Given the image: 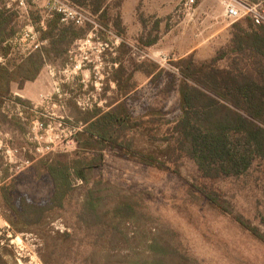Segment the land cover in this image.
Returning a JSON list of instances; mask_svg holds the SVG:
<instances>
[{
  "label": "rangeland",
  "instance_id": "374dc122",
  "mask_svg": "<svg viewBox=\"0 0 264 264\" xmlns=\"http://www.w3.org/2000/svg\"><path fill=\"white\" fill-rule=\"evenodd\" d=\"M124 1L108 0V14L104 18L80 7L98 27L94 29L92 24L76 27L82 30L81 38L73 43L65 61L47 65L57 70L80 66L73 76L62 77L61 89L67 93L63 96L66 105L63 113L69 118L68 125L83 128L84 115L97 109L108 111L121 102L131 117L130 123L136 125L126 132L124 141L132 143L133 148L143 154L165 162L176 173L144 165L117 148H108L103 152V162L95 170L94 179L141 195L147 213L156 219L152 253L156 257H169L167 264H264V245L242 230L233 218L212 208L196 190L205 187L215 191L229 202L234 215L264 232V159L254 161L252 167L238 177L206 178L198 171L195 158L188 151L180 153L168 149L169 143H175L172 129L182 114L181 76L176 63L189 56L201 63L210 61L220 49L227 52L233 24L226 20L218 0H197L196 16L190 21L175 11L163 18L145 15L141 1L137 7L140 33L129 35L122 16ZM8 3L9 0H0L1 7L14 8L8 7ZM42 5L28 1L29 18L38 39L37 28L45 30L41 22L45 24L53 17L47 16ZM117 17L121 21L120 31L115 27ZM132 21L130 18L129 23ZM25 23L22 17H13L9 23L8 36L13 40L8 59L21 61L29 51L35 50L33 43L20 40ZM209 23L226 26V29L206 41L210 35ZM169 30L171 34L159 40ZM140 37L143 41L154 37L158 41L142 46L138 43ZM117 38V46L112 45ZM99 42H106L108 47L101 50ZM250 56L227 52L216 66L229 69L238 66L245 74L260 76L259 70L264 72V59ZM3 62L5 60L0 58V63ZM120 64L125 72L121 89L113 81ZM47 65L37 77L38 87L26 82L24 92L14 84L11 95L0 105L7 121L15 119L24 127L21 132L0 121V264H92L91 252L97 250L89 245L88 230L77 218L88 185L73 179L72 191L62 209L40 212L32 207L49 201L54 191L43 161L53 160L58 155H72L77 150L76 146L74 150L54 152L44 158L35 155V143L29 136L30 122L33 119L45 124L51 121L40 104L37 110L32 109V105L40 102L41 94L52 91ZM128 75L130 80L125 82ZM15 98L30 103V109H22V117L17 115ZM76 100L87 103L86 108L81 110ZM100 101L102 106L98 105ZM9 148L17 150L18 158L30 163L25 162L21 170H17L6 154ZM176 160L177 166L172 162ZM159 225L173 231L174 239L162 236L158 232ZM128 252L127 249L121 251L122 254Z\"/></svg>",
  "mask_w": 264,
  "mask_h": 264
},
{
  "label": "trees",
  "instance_id": "16d2710c",
  "mask_svg": "<svg viewBox=\"0 0 264 264\" xmlns=\"http://www.w3.org/2000/svg\"><path fill=\"white\" fill-rule=\"evenodd\" d=\"M68 1L100 14L101 18L108 14V0ZM13 17H20L15 8L0 6V58L5 60L0 63V105L11 95L14 84L23 89L26 82L37 79L45 65L64 62L73 43L81 38L82 30L72 24H62L59 15L53 14L46 20L45 30L37 28L42 44L21 61L8 59L13 40L8 36V26ZM37 19L40 20L38 12ZM120 23L117 17L115 27L119 31ZM231 36L229 54L264 59V23L252 18L238 20L232 25ZM157 41L155 37L148 41H143L142 37L138 39L140 45L147 47ZM227 52L220 49L210 61L201 63L195 62L192 56L176 63L181 76L182 114L172 129L175 143H169L168 149L180 153L188 151L194 156L198 171L206 178L238 177L247 172L254 161L264 159V72L259 70L260 76L254 77L241 72L238 66L233 69L217 67L216 63ZM253 63L256 65L255 61ZM124 75L120 64L113 76L120 89ZM129 80L128 75L125 82ZM15 101L30 109L28 101L21 98ZM130 119L121 102L105 112L97 109L87 113L83 116L85 126L76 134L77 150L72 155H58L53 160L43 161L54 191L49 201L32 206L38 211L62 209L72 191L73 179L89 186L77 218L88 230L89 245L97 248L89 258L92 264H167L169 259L152 253L156 219L147 213L141 195L94 179L95 170L103 162V152L108 148H117L144 165L176 173L165 162L143 154L134 149L132 143L124 141L126 132L136 126ZM0 121L24 131L19 121H7L1 111ZM172 162L177 166L178 160ZM196 190L212 208L233 218L242 230L264 245V232L234 215L228 201L205 187ZM159 226L162 236L174 239L173 231ZM124 249L129 252L122 254Z\"/></svg>",
  "mask_w": 264,
  "mask_h": 264
},
{
  "label": "built area",
  "instance_id": "2783aa9c",
  "mask_svg": "<svg viewBox=\"0 0 264 264\" xmlns=\"http://www.w3.org/2000/svg\"><path fill=\"white\" fill-rule=\"evenodd\" d=\"M28 1L36 4L37 2L43 3V7L47 13V16H53L57 14L60 17L62 24H72L75 27H83L88 24H92L93 28L96 29L98 25L94 22L87 12L70 3L68 0H9L8 7L14 6L18 11L20 17H22L26 23L22 29L20 36L21 41H29L34 44L35 49L40 46L38 40V34L30 21L28 14ZM221 6L226 20L233 24L238 20L244 18H252L257 22L264 23V0H255L250 2L248 0H218ZM24 11L25 13H21ZM177 12L182 14L184 19L192 20L196 16L197 12V0H181L178 4ZM42 27L45 29L44 22H41ZM118 44V38L112 45ZM101 50L108 47L106 42L98 43ZM32 50V49H31ZM30 52V51H29ZM48 74L52 78V91L41 94L40 102L32 105L33 110H37L38 104L41 108L48 112L51 121L45 124L39 119H33L30 122L29 136L34 141V151L38 158L48 157V155L54 152H68L74 150L77 146L76 134L81 130L82 126L68 125L66 120L68 116L63 113L65 112V103H63L64 93L61 89V83H63L62 77L65 74L73 76L79 69L80 66L67 67L63 70H57L56 68L47 65ZM59 99L58 101L56 99ZM17 103V102H16ZM76 104L81 110L86 108V104L81 100H76ZM102 106V101L98 103ZM17 108V115L22 117L24 107L19 103L15 104ZM23 107V108H22ZM49 110V111H48ZM7 156L11 164H15L17 170H21L25 162L23 158H18L17 150L9 148L6 151ZM15 158V161H13ZM15 162V163H12ZM81 182V181H80Z\"/></svg>",
  "mask_w": 264,
  "mask_h": 264
},
{
  "label": "crops",
  "instance_id": "0c3cea01",
  "mask_svg": "<svg viewBox=\"0 0 264 264\" xmlns=\"http://www.w3.org/2000/svg\"><path fill=\"white\" fill-rule=\"evenodd\" d=\"M141 1L144 3L142 12H144L145 15L152 14L153 16H157L158 18H163L168 14L173 13L174 11L177 12L175 8L181 0H125L122 5V16L124 25L127 27V34L129 35H138L140 33L139 22H137V7H139ZM130 18L133 19V21L129 23ZM209 26L210 35L206 41L214 39L226 29V26L217 25L215 23H209ZM171 32V30L167 31V33L159 40L168 37ZM39 84L40 82L38 79L35 82H32V85L35 87H38ZM26 90L27 87H25V89H23L22 91L25 92Z\"/></svg>",
  "mask_w": 264,
  "mask_h": 264
}]
</instances>
